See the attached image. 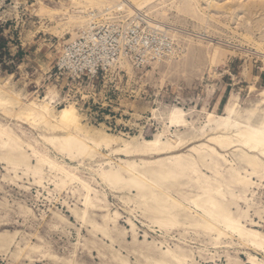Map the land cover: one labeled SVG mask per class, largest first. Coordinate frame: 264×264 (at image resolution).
<instances>
[{
    "label": "rangeland",
    "instance_id": "obj_1",
    "mask_svg": "<svg viewBox=\"0 0 264 264\" xmlns=\"http://www.w3.org/2000/svg\"><path fill=\"white\" fill-rule=\"evenodd\" d=\"M154 6L148 18L173 26L177 53L139 65L127 60L130 69L121 66L123 58L97 75H78L60 68L64 50L93 9L108 8L88 0H0V90L17 99L16 111L47 102L57 112L74 105L78 126L112 139L166 142L177 133L190 140L175 152L133 157L116 151L121 141H111L89 155L65 158L45 139L82 135L74 127L54 132L0 110V132L12 128L33 146L27 166L15 164L9 148L0 149V264H155L169 249L186 256L183 264H264V246L234 235L219 236L184 220L168 229L157 226V216L139 206L136 188L110 189L97 176L119 162L190 153L207 142L198 135L211 134L230 108L242 127L264 121V0H160ZM122 11L128 18L142 14H131L129 6L111 14ZM78 21L85 23L73 25ZM217 149L243 174L251 171L234 155H241L237 145ZM42 156L47 164L38 162ZM223 174L225 193L238 197L231 210L250 211L243 226L264 234V213L255 214L264 211V178L254 177L247 187Z\"/></svg>",
    "mask_w": 264,
    "mask_h": 264
},
{
    "label": "bare ground",
    "instance_id": "obj_2",
    "mask_svg": "<svg viewBox=\"0 0 264 264\" xmlns=\"http://www.w3.org/2000/svg\"><path fill=\"white\" fill-rule=\"evenodd\" d=\"M159 1L129 0L124 5L119 0H88L89 3L96 7L101 5L104 8H108L106 11L109 12L129 6L131 14L142 13L147 17L151 14L148 10L154 8V5ZM92 11L103 12L102 10L94 9ZM156 22L150 21L151 24ZM84 23V21H78L74 22L73 25H83ZM217 54L218 51L215 50L214 56H217ZM121 66L130 69L126 59L121 61ZM17 104L16 98L4 94L0 90V110L13 118L26 121L31 126L44 124L54 132L65 131L68 127H74L78 132L82 133L80 136L68 134L45 139L51 146L59 148L62 157L75 154L89 155L94 147L108 146L111 141H121L122 145L116 151L132 155V157L147 152H175L190 141L174 133L166 142L161 140H146L141 143L126 142L121 138L112 139L104 133H96L89 126H78L74 105L57 112L55 107L48 102L41 106L23 107L19 111L15 110ZM36 106L41 108V110L39 111ZM234 110L235 108L228 110L229 115L216 123V127L210 131L211 134L208 133L209 135L206 134L207 136L198 135L197 139L205 137L207 142L194 147L188 154H173L170 158L155 161L143 159L140 162L125 161V166H122V162H119L118 164L116 163L115 167L111 165V169L108 171L101 169L97 176L101 179L103 185L110 189H119L127 186L136 188L138 191L136 199L139 206L145 205L147 208L146 212L154 213L157 216L156 225L159 224L162 228L168 229L184 220L190 227H205L209 231H215L219 236L234 235L252 246L262 248L264 246V234L257 230H247L243 226L242 220L245 216H248L250 211H241L243 212L241 213L236 209L237 212L235 213L231 210V207L236 205L238 197L236 194L232 195L231 193L227 195L224 189L225 185L221 180H226V176L223 174L224 171L229 173L230 183L239 186L249 187L255 184L254 177L264 178V121L259 125L249 124L242 127L238 120L231 117ZM251 112L254 113L253 110ZM170 115L174 116L175 113ZM235 145L238 146V151L241 152L239 156L234 154L238 161L251 168V171L245 170V175L240 168L235 166L217 149V147L228 149ZM32 147L30 144L25 143L12 128L5 129V134L0 132V149L9 148L10 154L15 153L11 156V160L17 165L27 166L30 158L28 149L30 150ZM195 154L197 157H195ZM220 159L225 161L226 166L220 163ZM38 162L47 164L44 156L38 158ZM50 167L52 169H60L59 164L53 163L50 164ZM202 167L214 173L215 177L211 178L204 173ZM42 170L39 167L37 172L42 175ZM124 173L127 174L128 178ZM71 179L74 180L75 178ZM83 184L85 187L89 186L85 182ZM187 186L190 187L186 189ZM116 192L119 191L116 190ZM172 193H176L178 197H174ZM90 205L92 204L90 199H88L87 206ZM193 213H196V215L191 216ZM263 213V210L255 211V214L261 218H263ZM115 215L118 216V213ZM112 220L113 218L110 215L107 216L105 222L108 224ZM155 222L152 223L155 225ZM103 231L106 232L108 229ZM5 242L9 243L6 240ZM251 259L255 260L254 257H251ZM119 260L121 263H125L123 259ZM185 261V255L169 249L162 255L160 260L154 262L155 264H183Z\"/></svg>",
    "mask_w": 264,
    "mask_h": 264
},
{
    "label": "built area",
    "instance_id": "obj_3",
    "mask_svg": "<svg viewBox=\"0 0 264 264\" xmlns=\"http://www.w3.org/2000/svg\"><path fill=\"white\" fill-rule=\"evenodd\" d=\"M111 13H91L87 26L66 46L60 68L97 75L123 58L139 65L176 53L179 41L173 39V26L158 21L151 24L143 14L128 18L124 11Z\"/></svg>",
    "mask_w": 264,
    "mask_h": 264
}]
</instances>
